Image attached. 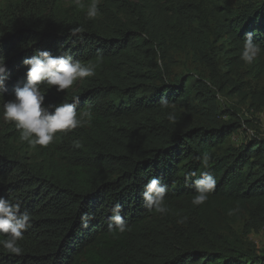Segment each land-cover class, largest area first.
<instances>
[{
    "label": "trees",
    "instance_id": "1",
    "mask_svg": "<svg viewBox=\"0 0 264 264\" xmlns=\"http://www.w3.org/2000/svg\"><path fill=\"white\" fill-rule=\"evenodd\" d=\"M171 1L176 2L100 0L101 15L88 20L90 0H81L84 8L73 0H0V56L9 77L0 104L14 99L16 87L26 83L23 60L37 50L83 62L95 61L100 51L103 61L95 76L77 80L63 92L43 86L44 106L78 95V112L91 108L93 117H133L142 130L130 134L120 148L100 141L85 126L57 133L47 147L32 149L19 140L14 122L0 114V196L31 216L21 253L0 250V264H80L81 257L118 235L129 245L121 264H264V251L234 230L241 220L247 231L264 228V133L217 154V147L245 131V120H221L234 114L225 110L221 116L208 81L190 74L172 77L157 62L147 68L142 60L159 51L167 58L156 21ZM185 4L201 9L203 1ZM213 15L214 35L228 50L241 54L245 34L254 32L264 55V0L234 13L217 8ZM75 26L84 27L82 35H69ZM119 66L128 67L129 75L117 77L113 67ZM211 78L218 90L224 89L223 80ZM162 97L169 107H161ZM254 99L264 102V88ZM174 112L173 123L167 117ZM193 117L196 122L188 123ZM73 139H81L84 147L74 149ZM205 151L212 157L208 169L197 159ZM201 171L215 177L216 189L205 204L193 206L195 188L185 177ZM152 177L167 185V215L144 206V185ZM116 203L130 228L125 233L108 230ZM84 213L92 217L86 228L80 220ZM180 216H187V222L177 223Z\"/></svg>",
    "mask_w": 264,
    "mask_h": 264
},
{
    "label": "rangeland",
    "instance_id": "2",
    "mask_svg": "<svg viewBox=\"0 0 264 264\" xmlns=\"http://www.w3.org/2000/svg\"><path fill=\"white\" fill-rule=\"evenodd\" d=\"M13 1V0H10ZM70 1V0H68ZM202 8L188 6L187 0H176L168 3L157 19V31L164 33V41L167 50V58L160 55H148L142 58L147 68H154L155 63L165 68L170 76L195 75L204 79L212 93V101L221 111V116L227 114L225 110L234 115H225L221 120H229L230 117H238L245 120L246 129L232 136L231 141L215 151L222 153L225 147L233 142L241 143L246 137L256 132L264 133V102L254 99L255 93L264 88V55L260 53L252 63H245L236 50H228L229 45L215 37L216 21L214 13L217 8H227L231 13L245 8L253 0H202ZM215 60L216 64L211 63ZM231 64V66H228ZM117 77L129 75L128 67H113ZM146 71V70H145ZM224 81V89L218 90L215 79ZM174 115H177L175 112ZM197 117L189 119L188 123H194ZM133 117H93L89 128L100 141L110 146L120 148L128 136L132 133L140 134V125H137ZM235 232L253 244L258 251H264V228L256 231H247L245 220L234 225ZM122 235L109 238L99 245L91 256H83L80 264H121L129 245H124L127 240ZM124 246V247H123ZM125 248V249H124Z\"/></svg>",
    "mask_w": 264,
    "mask_h": 264
},
{
    "label": "clouds",
    "instance_id": "3",
    "mask_svg": "<svg viewBox=\"0 0 264 264\" xmlns=\"http://www.w3.org/2000/svg\"><path fill=\"white\" fill-rule=\"evenodd\" d=\"M78 8H84L81 0H73ZM100 0H90L86 8V18L95 20L101 15L99 7ZM83 26H75L69 29V35L75 37L83 34ZM254 32L245 34L241 59L252 64L260 55L261 45L254 40ZM103 61V53L98 51L95 61L83 62L74 59L71 55L61 54L54 56L48 50H37L34 55L23 60L27 68V80L23 86L15 89V98L4 101L0 104V114L8 122H14L16 130L19 132V140L26 142L32 149L37 146L47 147L51 144L57 133H67L78 127L89 125L93 119L91 108L77 111L79 96L73 95L71 99L67 97L59 104L44 106L46 91L43 86L50 89L56 86L57 92L70 89L74 82L87 77H93ZM5 57L0 56V97H3L8 79ZM161 107H169V101L161 98ZM170 122L176 121V116L168 114ZM74 149L84 147L81 139L71 140ZM202 167H211L212 157L207 151L197 157ZM194 178V179H193ZM195 188V194L191 203L193 206L205 204L209 195L216 189L217 181L208 171H201L199 174L192 172L185 177ZM167 185L163 184L159 178L152 177L144 185L142 193L144 206L155 214L167 215L170 207L166 202ZM111 216L108 218V230L110 232L125 233L129 231V225L121 215L122 205L116 203L111 207ZM235 210L230 209L228 214L232 215ZM179 216V214H177ZM92 217L88 213L81 215V225L88 227ZM187 216H180L177 223L187 222ZM31 227V216L27 212H20V205L12 203L8 199L0 196V250L9 254H20L22 247L20 241L24 238V233Z\"/></svg>",
    "mask_w": 264,
    "mask_h": 264
}]
</instances>
